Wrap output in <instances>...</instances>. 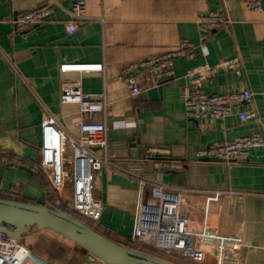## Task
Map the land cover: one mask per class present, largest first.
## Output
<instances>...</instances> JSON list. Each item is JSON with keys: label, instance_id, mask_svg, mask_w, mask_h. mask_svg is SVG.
Segmentation results:
<instances>
[{"label": "crops", "instance_id": "0c3cea01", "mask_svg": "<svg viewBox=\"0 0 264 264\" xmlns=\"http://www.w3.org/2000/svg\"><path fill=\"white\" fill-rule=\"evenodd\" d=\"M77 1L84 2V18L72 15ZM42 4L53 6L50 16L16 31L14 19ZM262 6L253 11L246 0H0V152L32 165L40 159L44 124L55 121L74 137L80 121L104 124L108 148L93 149L110 161L94 181V195L104 207L95 226L99 232L120 244L132 241L140 180L158 177L168 188L198 190L185 192L182 206L194 243L205 250L202 264H264V146L251 149L244 163L196 159L199 149L216 141L252 133L264 137V0ZM218 10L231 23L203 42L196 19ZM70 21L79 24L73 34L66 30ZM182 39L194 45L195 56L174 59L173 79L153 84L148 73L141 74L150 88L131 97L119 78L123 69L177 50ZM234 56L241 58L242 71L219 73L204 89L211 94L249 89L256 118L246 123L235 115L188 118L186 72ZM62 62L103 63L105 70L63 72ZM64 80H81L92 96L104 94L105 110L82 115L78 104L61 102ZM148 146L167 148L169 160L184 169L158 172L146 157ZM26 168L0 164V195L46 202L43 187ZM69 199L61 195L57 203ZM22 243L30 251L23 264L87 262L80 246L50 229L35 231Z\"/></svg>", "mask_w": 264, "mask_h": 264}, {"label": "built area", "instance_id": "2783aa9c", "mask_svg": "<svg viewBox=\"0 0 264 264\" xmlns=\"http://www.w3.org/2000/svg\"><path fill=\"white\" fill-rule=\"evenodd\" d=\"M253 11L263 10L262 0H246ZM53 12V6L42 4L36 9L17 16L14 19L16 31L24 32L41 24ZM74 18H84V2L77 1L72 12ZM203 42L210 40L212 32L229 26L230 18L222 10L199 14L196 19ZM79 27L76 21L66 24L68 34H73ZM194 45L187 39L181 40L177 50L139 59L127 65L120 79L124 80L135 98L149 85L142 82L141 74L148 73L153 84L175 78L174 59L180 55L194 57ZM243 63L239 56L221 60L215 64H202L190 68L185 79L189 92L185 99L186 116L193 120L221 119L237 116L241 123L256 118L253 106V94L249 89L223 94H211L205 91L204 83L219 73L242 71ZM59 68L63 72L86 73L104 71L103 63L62 62ZM64 103H76L82 115H92L105 110V95L92 96L82 89L81 80H64L60 92ZM79 136L68 135L55 121L43 126V137L39 161L32 164L35 170L44 171L53 187L63 191L73 188L72 201H65L68 207L99 223L103 203L94 195L96 174L104 166H109L108 155L99 156L94 147L108 148L106 127L101 123H78ZM264 137L260 133L237 136L233 139L216 141L201 148L196 159H215L225 163H244L249 161L253 148L263 147ZM2 153L5 151H1ZM0 152V153H1ZM146 157L151 158L158 172L182 171L184 164L169 160V150L163 147L148 146ZM5 157L3 158V160ZM16 164L20 160L16 158ZM149 185V189L146 188ZM188 188H168L158 177L153 181L140 180V194L135 210V223L132 241L146 240L154 248L168 256L186 258L189 262L202 264L205 250L196 245L189 230V216L183 208L185 192H197ZM30 255L29 249L20 241L0 238V264H23Z\"/></svg>", "mask_w": 264, "mask_h": 264}, {"label": "water", "instance_id": "95a60500", "mask_svg": "<svg viewBox=\"0 0 264 264\" xmlns=\"http://www.w3.org/2000/svg\"><path fill=\"white\" fill-rule=\"evenodd\" d=\"M42 229L53 230L80 246L87 254L85 264H178L120 244L59 208L0 196V238L21 241Z\"/></svg>", "mask_w": 264, "mask_h": 264}, {"label": "trees", "instance_id": "16d2710c", "mask_svg": "<svg viewBox=\"0 0 264 264\" xmlns=\"http://www.w3.org/2000/svg\"><path fill=\"white\" fill-rule=\"evenodd\" d=\"M5 154H3L2 152L0 153L2 156H0V164L2 165H8V164H16L15 160V155L8 153V152H4ZM5 157V159L3 160V158ZM19 164H22L24 167L29 168L30 170H32L34 177L36 178V180L41 184V186L44 189V192L46 193V195L48 196V200L45 202H42L43 204L50 206V207H55V208H59L60 210L67 212L73 216H75L76 218L80 219L81 221H83L84 223L88 224L91 227L96 226V224L94 223V221H92L89 218H86L84 216H82L81 214L71 210L68 205L62 203H57V201H60V197L61 195H63L64 191H59L56 190L51 181L49 180L48 176L46 175V173L42 170H35L33 168L32 165H28L25 164V161L22 160L20 161ZM62 193V194H61ZM0 196H5V197H12L11 193H6ZM59 199V200H58ZM61 202V201H60ZM22 243V240H21ZM133 249H136L138 251L144 252V253H148L151 255H155L158 257H161L163 259L166 260H170V261H175L176 260H182V258H179L177 256H168L166 253L161 252L157 249L154 248L153 244L149 243V242H138V241H127V243L125 244ZM189 264H195L190 262Z\"/></svg>", "mask_w": 264, "mask_h": 264}, {"label": "rangeland", "instance_id": "374dc122", "mask_svg": "<svg viewBox=\"0 0 264 264\" xmlns=\"http://www.w3.org/2000/svg\"><path fill=\"white\" fill-rule=\"evenodd\" d=\"M69 187V186H68ZM68 187L67 188H65L63 191V198H66V197H71L72 196V194H70L68 191H67V189H68ZM70 188V187H69ZM68 192V194H65V193H67ZM66 195H68V196H66ZM71 199H69V203H71ZM177 262L176 263H178V264H189L190 262H189V260L188 259H186V258H182V260H176ZM175 262V261H174Z\"/></svg>", "mask_w": 264, "mask_h": 264}]
</instances>
